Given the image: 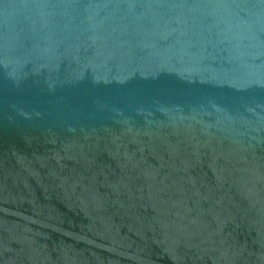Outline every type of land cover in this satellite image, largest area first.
<instances>
[{
	"label": "water",
	"instance_id": "obj_1",
	"mask_svg": "<svg viewBox=\"0 0 264 264\" xmlns=\"http://www.w3.org/2000/svg\"><path fill=\"white\" fill-rule=\"evenodd\" d=\"M0 264H264V0H0Z\"/></svg>",
	"mask_w": 264,
	"mask_h": 264
}]
</instances>
